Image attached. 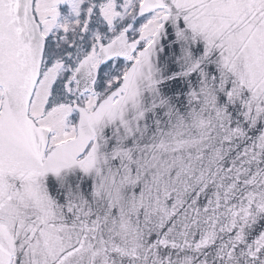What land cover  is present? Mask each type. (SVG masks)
<instances>
[{"label": "snow or ice", "instance_id": "1", "mask_svg": "<svg viewBox=\"0 0 264 264\" xmlns=\"http://www.w3.org/2000/svg\"><path fill=\"white\" fill-rule=\"evenodd\" d=\"M0 264H264V0H0Z\"/></svg>", "mask_w": 264, "mask_h": 264}]
</instances>
